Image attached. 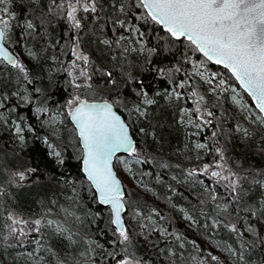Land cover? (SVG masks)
Wrapping results in <instances>:
<instances>
[{"label":"snow or ice","instance_id":"snow-or-ice-1","mask_svg":"<svg viewBox=\"0 0 264 264\" xmlns=\"http://www.w3.org/2000/svg\"><path fill=\"white\" fill-rule=\"evenodd\" d=\"M12 2L0 0V65L10 70L8 81L15 77L16 87L5 91L0 76V124L24 145L26 132L34 129L23 115L9 119L19 108L35 102L32 112L44 125L55 127L63 123L60 117L70 120L84 175L80 188L86 186L100 207L78 215L73 208L79 204L77 182L65 180L73 193L65 197L68 206L54 212L58 201L53 198L42 213L25 217L3 199L6 187L0 185V264H9L8 258L11 264H158L159 257L160 264H264V164L245 166L235 155L239 149L246 159L264 161V0H27L19 16ZM53 22L63 26V39L48 40L41 52L51 49L46 59L59 68L49 69V75L64 73L71 89L55 114L40 100L42 88L26 87L35 84L32 69L13 47L21 45L22 54L38 63L41 53L23 42L47 40ZM88 25H93L96 58L83 44ZM178 45L184 49L181 60L164 63L175 57ZM63 56H70L67 63ZM144 72L164 84L163 90L146 85ZM154 108L167 110L171 119L157 116ZM172 131L182 132L178 144L170 138ZM43 143L50 163L65 165L47 137ZM114 161L154 196L144 177L163 184L164 172L175 185L197 193L196 215L183 207L178 211L189 227L226 233L231 243L218 250L227 255L205 254L195 240L170 231L157 207L133 202ZM38 171L5 170L6 184L22 188ZM167 191L174 209L173 196L188 199L172 183ZM103 214L106 229L97 223V230L100 236L110 233L107 244L83 231L89 216L95 223L104 220ZM134 233L148 248L158 249L157 259L138 253ZM169 241L172 246L159 247ZM188 245L199 255L185 257Z\"/></svg>","mask_w":264,"mask_h":264},{"label":"trees","instance_id":"trees-1","mask_svg":"<svg viewBox=\"0 0 264 264\" xmlns=\"http://www.w3.org/2000/svg\"><path fill=\"white\" fill-rule=\"evenodd\" d=\"M27 5V0H13L11 5V10L16 12L19 16L23 11L21 4ZM31 14L25 13V15ZM20 23H23V19L20 20ZM93 25H88V28L85 30L83 35V44L86 51H90L94 58H96L99 53L96 51V44L93 42L95 37L91 33ZM16 33L20 32L19 28L14 30ZM108 35H111L109 32ZM57 39H63V26L57 25L53 22V26L49 31L47 40H33L28 39L23 43L28 47L33 48L35 51L41 53V59L37 63L36 61H30L28 58L24 60L28 64L29 68L32 69V78L35 80L34 86H26L29 88L39 87L44 90V95L40 97V100H46L47 106L53 114L63 105L64 100L70 92V87L66 83L67 77L64 73L59 71H52L49 75V69H58L59 65L53 64L50 60L46 59V55L51 54V49H49L48 54H43L41 52L42 46L51 40L55 42ZM18 47V46H17ZM23 51L26 49L22 48ZM184 51L183 45H178V52L173 58L169 56L164 63H177L181 60V55ZM21 52V51H20ZM22 57V56H21ZM62 59L67 61L70 59V56H63ZM143 63V61H141ZM184 68L190 69L189 65H183ZM9 69L3 66L0 68V76L3 77L4 82L7 84L5 91L11 92L15 90V77L12 78L11 82L8 81ZM180 74H177L179 78ZM144 82L146 85H151L152 88L163 90L165 87L159 80L153 79L152 73L144 72L142 74ZM244 96L245 103H249L250 99L246 94ZM91 99V97H89ZM11 103H17L15 98H13ZM163 101H160L161 106ZM11 105H9L10 107ZM35 107V102L30 106H25L19 108L17 112L11 113L9 119H17L18 115H23L26 117L24 121L25 124H30L34 131L26 132L25 143L20 145L13 135L12 131L0 124V185L6 187V194L3 199L7 203L15 208L18 212L24 214L25 217H34L42 213L45 209L50 207L47 201L55 198L58 201L56 207L53 208V211H58L59 205L68 206L66 203V196L72 195V189L67 187L64 184L65 180H74L77 182V191L79 192V204L73 205V208L77 210V214L85 216L89 214V210L95 212L100 206L95 204L87 191L86 186L81 190L80 181L84 180V176L80 171V161L77 159L78 145L73 139L72 130L73 127L69 120L60 117V120L63 123L59 124L57 128H61V133L54 126L44 125L41 122V119H37L32 112V108ZM157 113V116H163L164 118L171 119L168 111L165 110L163 113L159 109H152ZM7 114V113H6ZM127 118V114H124ZM42 119L47 120V116H42ZM139 124H133V127H138ZM167 135V130L166 133ZM47 137L49 142L57 147L59 151L62 152L66 163L63 166L56 167L51 164V157L47 155L49 149L47 145L43 143V139ZM68 138V140H67ZM171 140L173 144H178L182 138V132H171ZM235 155L241 160V162L247 166L249 164L255 163L257 166L264 164V161H260L255 158L246 159L243 157L242 152L237 149L235 150ZM36 167L39 171L35 176L31 177V181L27 183L22 188H17L14 186H9L6 184L7 175L5 170H24L27 168ZM56 168L55 171L53 169ZM115 170L122 181L124 187L133 195L130 199L133 202L138 201L142 206L147 204L149 207H157L163 214L166 215L168 222L165 223V226L169 228L170 231H176L182 233L188 240H195L197 244L200 245V248L206 254L208 251H212L213 254L220 255L223 259L227 253L221 252L218 250L219 245L223 243H231L228 240L226 233H220L218 235H213L207 233L202 227H189V223L183 219V214L178 211V208L183 207L190 214L196 215L192 212V204H194L195 196L197 193L191 192V189L187 187H181L175 185L174 182L170 181V173L164 172V183H156L154 176L152 178L144 177V183L152 187L156 193L154 196L152 193L145 192L142 188L137 186V177H133L129 173L125 172L124 169L117 167L115 162ZM138 173L139 168L135 169ZM159 171V169H153V172ZM62 173V175H61ZM130 176V177H129ZM172 183L174 187L177 188L178 193H184L188 199H184L181 195H175L172 197V204H175L177 208H172L170 206L167 197L171 195L167 191V184ZM104 215V220L95 222L94 217L89 216V219L86 220L83 231L89 235H93L101 243L107 244V241L111 239V235L107 230L103 236L99 235L97 230V223L99 224L100 229H106V220L107 216ZM200 224L203 223V218L198 217ZM135 221H129V227H134ZM152 241H157L159 239L157 234H152L150 237ZM133 240L135 241V247L139 254L147 253L148 256L153 259H157L158 249H150L145 244L143 237L133 235ZM173 242L169 241L167 244L161 242L159 247L172 246ZM190 254L199 255V253H193L191 245H188L184 250V256L188 257ZM6 258L7 254H6ZM9 259V264L10 258ZM163 261V257H159L158 264Z\"/></svg>","mask_w":264,"mask_h":264},{"label":"rangeland","instance_id":"rangeland-1","mask_svg":"<svg viewBox=\"0 0 264 264\" xmlns=\"http://www.w3.org/2000/svg\"><path fill=\"white\" fill-rule=\"evenodd\" d=\"M17 46H18V47H17ZM13 47H16V49H17L18 52L21 51V56H22L21 59L25 60V59L27 58L26 56H24V55L22 54L24 51L22 50L21 45H17V44L14 43ZM70 91H71V90H70ZM244 102H245V101H244ZM57 126H58V125L55 126L57 132L59 131V132L61 133V128L59 129V128H57ZM67 140H68V138H67ZM116 165H117V167H119L120 169H121V168L123 169V166L119 165L118 162H116ZM130 175H131V174H130ZM129 177H130V176H129Z\"/></svg>","mask_w":264,"mask_h":264},{"label":"flooded vegetation","instance_id":"flooded-vegetation-1","mask_svg":"<svg viewBox=\"0 0 264 264\" xmlns=\"http://www.w3.org/2000/svg\"><path fill=\"white\" fill-rule=\"evenodd\" d=\"M15 48V50H16V53H21L20 51L18 52L17 51V49H16V47H14ZM4 65H0V68H2Z\"/></svg>","mask_w":264,"mask_h":264},{"label":"water","instance_id":"water-1","mask_svg":"<svg viewBox=\"0 0 264 264\" xmlns=\"http://www.w3.org/2000/svg\"><path fill=\"white\" fill-rule=\"evenodd\" d=\"M250 99V98H249ZM70 121V120H69ZM71 122V121H70ZM72 124V123H71ZM119 155H126V154H119ZM82 173V172H81ZM82 175H83V173H82ZM84 176V175H83ZM120 179V178H119Z\"/></svg>","mask_w":264,"mask_h":264}]
</instances>
